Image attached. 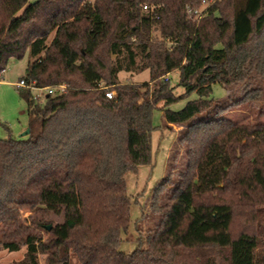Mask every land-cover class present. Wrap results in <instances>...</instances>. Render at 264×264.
<instances>
[{
    "label": "trees",
    "instance_id": "trees-1",
    "mask_svg": "<svg viewBox=\"0 0 264 264\" xmlns=\"http://www.w3.org/2000/svg\"><path fill=\"white\" fill-rule=\"evenodd\" d=\"M189 8L202 0H0V76L29 52L20 80L67 85L43 101L24 88L29 138H0V249L25 246L10 264H264V0ZM158 109L184 126L186 159L126 253V174L151 161Z\"/></svg>",
    "mask_w": 264,
    "mask_h": 264
},
{
    "label": "rangeland",
    "instance_id": "rangeland-1",
    "mask_svg": "<svg viewBox=\"0 0 264 264\" xmlns=\"http://www.w3.org/2000/svg\"><path fill=\"white\" fill-rule=\"evenodd\" d=\"M29 60V52L22 59L11 60L5 72L0 76V138L2 139L26 140L29 138V134L24 135V132L30 128L26 97L23 93L24 88L17 86V83L26 74ZM170 76V83L174 86L173 92H183L184 89L177 85L178 73ZM119 77L121 81L143 83L149 81L150 73L148 70L139 73L123 71L119 74ZM101 87L105 88L106 91L107 88L112 89L104 82ZM240 92L236 91L237 95L241 94ZM31 93L33 97L39 95L41 101L46 96V91L39 88L31 89ZM226 93L221 87H215L216 97L222 98ZM195 97V94H191L170 107L175 110L181 109L189 99ZM242 112H245V110H242ZM153 125L155 129L152 132V158L150 163L141 166L138 173L130 171L126 174L127 191L133 200L130 210L132 222L128 232L122 234L123 242L120 247L126 253H130L137 248L139 237L144 239L150 230H154L160 215L157 212L156 205L155 208L153 207V192L168 172L172 171L176 178V174L182 170V163L186 159L185 144L179 141L184 126L174 124L167 126L163 121V112L160 109L154 111ZM165 193H162L159 204L166 201ZM23 214L24 216L28 215L26 211ZM139 230H143L142 233ZM24 255L25 246L19 251L0 249V264H10L13 261L21 260ZM40 262L41 264H47L45 255H40ZM72 264L81 263L75 258Z\"/></svg>",
    "mask_w": 264,
    "mask_h": 264
},
{
    "label": "built area",
    "instance_id": "built-area-1",
    "mask_svg": "<svg viewBox=\"0 0 264 264\" xmlns=\"http://www.w3.org/2000/svg\"><path fill=\"white\" fill-rule=\"evenodd\" d=\"M216 0H202V7H207L209 6L212 2H214ZM189 14H193L195 15L197 18H200L202 16L203 13V8H189ZM17 86L19 88H30V89H34L37 88L34 85H30L28 84L25 80H20L17 83ZM39 89H44L46 91V95H60L63 94L66 90H67V85L66 84H61L58 86H53V87H45V88H39ZM106 91V96L108 98H114L117 96L116 90L113 89H109ZM37 100H40L39 95L34 97Z\"/></svg>",
    "mask_w": 264,
    "mask_h": 264
},
{
    "label": "water",
    "instance_id": "water-1",
    "mask_svg": "<svg viewBox=\"0 0 264 264\" xmlns=\"http://www.w3.org/2000/svg\"><path fill=\"white\" fill-rule=\"evenodd\" d=\"M30 133V128H28L25 132H24V135H27V134H29ZM51 228V225H49L48 226V229H50Z\"/></svg>",
    "mask_w": 264,
    "mask_h": 264
}]
</instances>
